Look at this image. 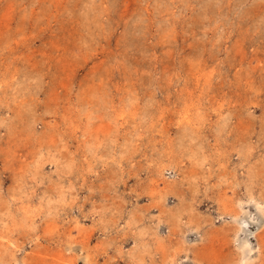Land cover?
Instances as JSON below:
<instances>
[{
	"label": "rangeland",
	"instance_id": "374dc122",
	"mask_svg": "<svg viewBox=\"0 0 264 264\" xmlns=\"http://www.w3.org/2000/svg\"><path fill=\"white\" fill-rule=\"evenodd\" d=\"M0 264H264V0H0Z\"/></svg>",
	"mask_w": 264,
	"mask_h": 264
},
{
	"label": "bare ground",
	"instance_id": "6f19581e",
	"mask_svg": "<svg viewBox=\"0 0 264 264\" xmlns=\"http://www.w3.org/2000/svg\"><path fill=\"white\" fill-rule=\"evenodd\" d=\"M241 244V243H240ZM241 255V254H240Z\"/></svg>",
	"mask_w": 264,
	"mask_h": 264
}]
</instances>
